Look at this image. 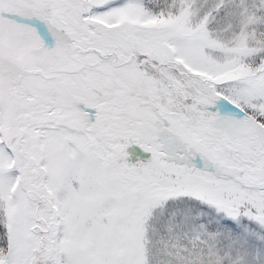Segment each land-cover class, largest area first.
<instances>
[{"label": "snow or ice", "instance_id": "obj_1", "mask_svg": "<svg viewBox=\"0 0 264 264\" xmlns=\"http://www.w3.org/2000/svg\"><path fill=\"white\" fill-rule=\"evenodd\" d=\"M0 264H264V0H0Z\"/></svg>", "mask_w": 264, "mask_h": 264}]
</instances>
